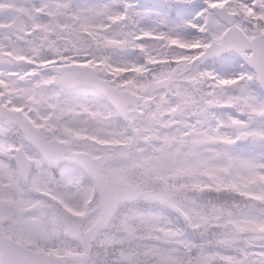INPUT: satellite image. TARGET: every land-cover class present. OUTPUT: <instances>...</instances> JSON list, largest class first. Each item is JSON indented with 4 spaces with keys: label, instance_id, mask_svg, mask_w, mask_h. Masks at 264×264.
<instances>
[{
    "label": "snow or ice",
    "instance_id": "snow-or-ice-1",
    "mask_svg": "<svg viewBox=\"0 0 264 264\" xmlns=\"http://www.w3.org/2000/svg\"><path fill=\"white\" fill-rule=\"evenodd\" d=\"M0 264H264V0H0Z\"/></svg>",
    "mask_w": 264,
    "mask_h": 264
}]
</instances>
